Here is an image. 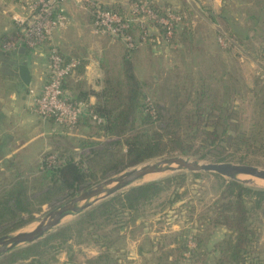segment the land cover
Returning <instances> with one entry per match:
<instances>
[{
  "label": "trees",
  "instance_id": "trees-1",
  "mask_svg": "<svg viewBox=\"0 0 264 264\" xmlns=\"http://www.w3.org/2000/svg\"><path fill=\"white\" fill-rule=\"evenodd\" d=\"M152 7L159 13L166 12L165 9L155 4H152ZM105 9L119 13V11L107 7ZM174 10L178 11L183 18L174 27V37L171 41H168L166 30L163 27L152 24L157 28L158 34L161 37L164 36L169 46L176 43L177 35L185 37L189 34L192 25L198 19L187 6L180 9L174 8ZM135 26L137 25L133 24L127 29V33L132 37L135 35ZM225 30L230 38L239 42L237 38L239 30L237 31L231 24H226ZM109 36L113 39L114 44L106 43L104 46L101 60L104 72L102 89L96 94V105L89 108L98 118V121H95L99 122V125L96 126L98 131L95 137H107L110 140L106 144L97 140L86 142L84 145L90 147L91 155L79 161L71 156L64 157L52 152H45L46 154L38 159L37 164L24 168L21 177H17L15 180H0V227L7 226L8 223L10 224L16 219H19L20 223L19 225L15 224L13 228L9 229L10 231L23 225L22 215L33 212L29 209V206L32 205V198H38L42 194L46 195L49 200L45 203L56 202L61 199L60 195L80 190L89 181L91 177L89 173L94 174L97 171H102V175L106 176L112 172L117 173L128 167L174 152L212 162H222L224 160L222 156L230 149L233 150L232 152L235 151L234 153L247 150L264 155L262 121H258L257 126L254 124L249 132L240 130L236 121L237 114L229 108L230 102L223 100L218 104V92L215 93L214 89L209 86L198 88L195 84L194 74H191L190 78L187 76L188 73L178 67H174L170 75L165 67L154 63L153 58H151L152 61L150 60L152 65L149 71L151 72L150 79L140 80L136 62L140 45L144 43L142 39L135 41L133 38L134 45L131 47L122 36ZM150 37L155 40V43L158 41L157 35ZM70 58H78L80 65L76 73L66 79L64 88L71 94L72 100L84 102L81 97L75 98L71 90L68 89H74L75 86L78 87V90L82 88L83 85L73 84L74 78L72 77L83 74L85 61L77 56ZM164 72L165 77L161 79V84H156ZM150 86L153 87L154 93L160 90L162 93H167L163 98L169 100L167 107L158 105L160 110L158 118L168 126L164 132L140 128L136 125L138 120L141 125H150L152 118H155L152 112L153 107L148 104V96L144 92L146 91L144 88H150ZM257 97L259 105H264V87ZM88 118L93 119L89 115H84L78 125L83 124L84 120ZM255 119L257 118L255 117ZM257 127L260 129L257 130ZM65 130L68 131L66 128ZM90 134H92V130ZM217 147H220L218 154L213 155L214 149ZM49 156H55L53 163L46 160ZM241 162L246 161L242 159ZM35 165L37 169L33 173L34 176L30 174L28 178L27 174L31 173V169ZM193 174L200 175V173ZM211 175L222 183L219 196L213 203V216L210 220L214 222L215 227H224L228 230L224 244L220 247L219 264H264L262 257L264 254L259 247L264 245L260 242L261 226L264 223L258 219L257 215L259 210L264 211V188L251 187L241 181L226 179L214 173ZM185 178L182 175L132 187L127 192L116 195L111 200L89 209L76 221L59 228L43 240L2 256L0 264H19L20 262L41 264V257L47 254V249L53 243L58 241V246L73 243L74 239L81 236L84 231L89 232L101 217L109 218L115 213L130 216L133 213L130 222L127 221L126 224L116 222L115 226L109 230L110 223L98 225V244L107 250L114 249L119 240L125 239L131 223L135 221L134 214L138 213L140 207L169 189L173 180L178 179L182 184ZM178 199L180 196L175 201ZM188 234L183 231L184 239L177 250L179 257L176 264H184L182 263L183 254L189 251L186 245ZM198 236L200 235L194 234L193 237L197 239ZM203 240L202 238L198 239L199 247L202 245L201 243H204Z\"/></svg>",
  "mask_w": 264,
  "mask_h": 264
},
{
  "label": "rangeland",
  "instance_id": "rangeland-1",
  "mask_svg": "<svg viewBox=\"0 0 264 264\" xmlns=\"http://www.w3.org/2000/svg\"><path fill=\"white\" fill-rule=\"evenodd\" d=\"M137 1L147 2L150 3V6H152L150 0H131L129 10L121 15L129 20L130 25L135 24L140 28V37L137 36V34L132 37L135 41L142 39V42H144L140 45L138 61L136 62L140 80L147 81V79H150L149 74L151 72L149 71L152 68V65L150 64L151 58L154 59V63L160 64V67H165L166 71L169 72L170 75L172 74L174 67H178L185 71V73H188L187 76L190 78L191 74H194L196 79L195 84L198 88H202V86H209L214 89L215 93L218 92V104L222 103L223 100L230 102L229 108L237 114L236 121L240 126V130L249 132L254 124L257 126L258 121H262V129H264V105H259L257 100V94L262 92L264 87V12H260L258 15L259 18L255 21L243 22V28H246V32H248L249 35L245 37L244 35L238 34L237 38L239 42H237L226 34L224 22L212 20L211 15L208 13L206 0L189 1L191 4L189 5V9L194 12L198 19L195 24L192 25L189 34L185 37L177 35L176 43L169 46L167 41L164 39V36L161 37L160 35H157L158 41L156 43L155 40L150 37L152 35L151 30L155 26H152L151 23H146V20L143 19L142 15L135 14L136 12L133 10V4ZM17 2L23 10L25 9L22 16L18 18L25 19L29 15L28 4L25 0H17ZM81 6L83 8V5ZM98 6L101 8L104 7L105 9V6L99 2ZM167 9L174 10L173 7L165 8V10ZM261 10H263V8ZM121 12L122 11H119V14ZM67 20L68 22L66 25L56 30L54 36L56 33L69 26L70 20L68 15ZM142 26H146V35ZM248 28L254 29L247 30ZM236 30L238 31V29ZM93 31L96 35H98V38L96 39L98 41V49H100V53L104 50L106 43L114 44L113 39L109 35L99 33V31L97 34L94 24ZM239 32L242 33L243 31L241 30ZM225 35L232 39L233 43L226 44L224 41ZM168 41H171V39L168 38ZM55 45L57 44L55 43ZM150 49L151 52L149 53ZM154 76L156 77L155 74ZM164 77L165 72L163 76H160V81L157 79L158 81L156 84L160 85L161 79ZM189 77L188 79H190ZM144 89L146 90L144 92L148 96L147 102L153 107L152 112L155 115V118H152L150 125H141V123L139 124V120L136 125L140 126V128H150L152 130H160L161 132H164L168 126L158 118V114L160 113L158 105L167 107L169 100L163 99L167 93H162L161 90L154 93L152 91V86H150V88L145 87ZM255 117L257 119H255ZM97 125H99V122L88 118L84 120L83 124L78 125L74 130L63 131L60 129L55 131L54 139H52V147H50L48 151L40 153L39 159H41L47 152H52L58 156H71L76 161L86 159L91 155L90 147L84 145L86 142H95V140H97L102 144H106L110 140L107 137H95V134L98 131V129H96ZM48 126L50 127L52 125ZM256 129L259 130L260 128L257 127ZM91 130L92 134H90ZM219 149L220 147L215 148L213 155L218 154ZM232 151L233 150L230 149L224 153L222 156L224 157V160L222 162L247 164L264 169V155L261 153H252V151L247 150L236 153H234L235 151ZM176 156H182L202 162H212L210 160H200L195 156H186L181 155L178 152H174L167 153L161 157L154 158L136 166L128 167L117 173L112 172L106 176L102 175V171H97L94 174L89 173L91 176L89 181L80 190L74 193L70 192L60 195L61 199L56 202L54 201L51 204L45 203L49 200L46 195L43 196L42 194H40L38 198H32V205L29 206V209L33 212L24 213L22 215L24 224L10 231L9 229L13 228L15 224L19 225L20 220L16 219L10 224L8 223L7 226L4 225V227H0V237L13 234L18 231L33 230L50 212L56 210L61 205L66 204L86 189L95 187L109 178L119 176L132 168L141 167L145 164H154L162 159ZM242 159L246 162H241ZM36 169L37 167L35 165L31 169V173H28V176H26L29 178V175L35 173ZM166 171L171 172L166 174L163 172L152 174V176L146 177L144 180L133 184L129 188L119 191L115 195L95 204L91 208L111 200V198L116 195L127 192L132 187L155 181H163L168 178L180 177L183 175L186 178L182 184L179 183L178 179L173 180L169 189L164 191L160 196L156 197L152 201L140 207L138 213L134 214L135 221L131 223L133 228L130 230L129 236L131 238H142L143 234H146L145 238H149L152 234L163 231L165 232L164 235L167 237L165 243L179 238L180 247L181 242L184 239L182 236L184 231L189 233L186 241L187 249L190 242H195L196 247L183 254L182 263L187 260L189 264H219L221 253L217 255L216 252H220V247L224 244L223 242L225 239L220 241L215 239L212 241V238H214L215 235L220 237L224 233L220 230V227H215L214 222L210 219L213 216V203L219 196L222 182L214 178L211 173L206 172H200V175H195L193 172L185 170ZM31 176H34V174ZM242 178L243 176L240 177V181L248 186L264 188V183L255 184L250 181H243ZM178 196H180V199L175 201ZM120 212L122 211L120 210ZM257 215L258 219L264 223V211L259 210ZM79 216H70L66 218L57 230L63 226L73 223L79 218ZM132 216L133 213H131L130 216L124 215L123 213H115L109 218H99L89 232L84 231L81 236L74 239L73 243H67L62 246L57 245L58 241L53 243V245L47 249V254L41 257V264H63V261H57V258L59 259V257L64 254L67 256L66 258H69V256H76V258L84 262L87 258H91L94 254L98 253V225H101V223H110L108 228L109 230L115 226L114 224L116 222H119V224H126L127 221L130 222L133 218ZM260 232L262 234L260 242L264 243V225L261 226ZM194 234L200 235L198 236L199 238H194ZM126 237L125 239L122 238L119 240L115 244L113 250H123V248H125ZM200 238L204 239V243H201L202 245L199 247L197 243ZM43 239H40L39 241ZM145 243L147 244L146 246L150 245L148 239H146ZM259 247L261 252L264 254V245ZM178 248L176 247V249L172 250L170 253L163 251L159 256L161 259L156 261L157 264H176L177 258L179 257V252L177 251ZM186 254H188L187 257ZM215 254L217 256H215ZM262 257L264 258V255H262ZM19 264H25V262H20ZM90 264H98V261L94 263L91 262Z\"/></svg>",
  "mask_w": 264,
  "mask_h": 264
},
{
  "label": "crops",
  "instance_id": "crops-1",
  "mask_svg": "<svg viewBox=\"0 0 264 264\" xmlns=\"http://www.w3.org/2000/svg\"><path fill=\"white\" fill-rule=\"evenodd\" d=\"M83 1L69 0L65 3L70 24L55 34L53 42L66 58L77 56L84 59L83 74L72 77L73 84L83 85L82 88L78 90L75 86V90L67 89L71 90L75 98L81 97L84 103L94 106L97 103L96 94L102 89L104 78L101 66L103 51L100 53L98 49L96 39L98 35L93 31L91 14L81 6ZM94 1L123 13L129 10L131 2V0ZM150 1L163 9L167 7L180 9L183 6L189 7L190 2L194 0ZM263 2L264 0H206L208 13L213 21L229 22L226 24L242 30L243 32L239 34L244 36L249 34L246 28H243V22L257 20L260 12H264ZM24 10L17 0H0V180H15L21 177L25 167L37 164L40 153L52 147L55 131L60 129L66 131L54 120L41 118L35 110L36 99L50 80L48 47L43 46L37 51L26 47H21L17 51L5 49L6 39L13 37L18 30L16 18L21 17ZM151 31L152 35H159L156 27ZM134 33L140 37V28L135 26ZM23 65L29 68L31 76L29 84H26L20 75V67ZM132 228L133 225L128 229L123 250H107L98 244V253L84 262L76 256L66 258L65 254L57 258V261H63V264H90L96 261L98 264H157L156 261L161 259L159 256L163 251L170 253L179 247V238L165 243L167 237L163 231L152 234L149 238H145L146 234H143L142 238H131L129 232ZM220 230L224 234L220 237L215 235L212 241L226 238L228 230L224 227H220ZM146 239L150 242L149 246H146ZM188 250L192 248L189 246ZM219 253L216 252L217 255Z\"/></svg>",
  "mask_w": 264,
  "mask_h": 264
},
{
  "label": "built area",
  "instance_id": "built-area-1",
  "mask_svg": "<svg viewBox=\"0 0 264 264\" xmlns=\"http://www.w3.org/2000/svg\"><path fill=\"white\" fill-rule=\"evenodd\" d=\"M28 4L29 15L25 19L17 18L18 30L13 37L6 39L5 49L17 51L26 47L34 51L43 46L48 47L50 80L43 87L42 93L36 99L35 110L43 119L54 120L68 131L74 130L84 115H96L84 102L72 100L71 94L64 88L66 79L76 73L80 60L78 58L66 59L60 49L53 42L56 30L64 27L67 20L64 8L68 0H25ZM83 8L91 13L96 33L112 36H122L129 46L134 45L131 34L127 29L131 26L129 20L119 13L101 8L93 0H84ZM136 15H142L146 23L156 24L166 30L168 38L174 37V27L182 21V15L174 10L159 13L150 3L137 1L133 4ZM139 13V14H137ZM148 21V22H147ZM143 25V24H142ZM146 35V26H142ZM226 44L233 43L227 35L224 36ZM223 42V41H222ZM55 156L46 160L53 163ZM191 248L196 247L195 242H190ZM188 254H186V257ZM184 264H189L184 261Z\"/></svg>",
  "mask_w": 264,
  "mask_h": 264
},
{
  "label": "water",
  "instance_id": "water-1",
  "mask_svg": "<svg viewBox=\"0 0 264 264\" xmlns=\"http://www.w3.org/2000/svg\"><path fill=\"white\" fill-rule=\"evenodd\" d=\"M20 75L26 84L30 83L31 76L29 68L26 65L20 67ZM166 170L214 173L226 179L238 181H240L241 176H250L264 180V169L247 164L202 162L182 156L162 159L154 164H145L141 167L127 170L119 176L109 178L95 187L86 189L66 204L50 212L33 230L18 231L0 237V258L22 246L33 244L53 233L66 218L82 215L95 204L115 195L121 190L129 188L146 176L162 173Z\"/></svg>",
  "mask_w": 264,
  "mask_h": 264
},
{
  "label": "bare ground",
  "instance_id": "bare-ground-1",
  "mask_svg": "<svg viewBox=\"0 0 264 264\" xmlns=\"http://www.w3.org/2000/svg\"><path fill=\"white\" fill-rule=\"evenodd\" d=\"M171 171H165V172H163L164 174H166V173H170ZM149 176H152V174L151 175H148V176H146V177H149ZM145 177V178H146ZM144 178V179H145ZM144 179H142V180H144ZM142 180H140V181H142ZM242 180L243 181H250V182H253V183H255V184H263L264 183V180H260V179H257V178H254V177H247V176H243V178H242ZM140 181H138V182H140Z\"/></svg>",
  "mask_w": 264,
  "mask_h": 264
}]
</instances>
